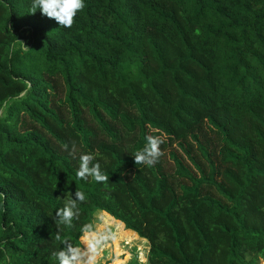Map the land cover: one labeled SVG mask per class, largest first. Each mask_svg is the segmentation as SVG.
Returning a JSON list of instances; mask_svg holds the SVG:
<instances>
[{
	"label": "trees",
	"instance_id": "trees-1",
	"mask_svg": "<svg viewBox=\"0 0 264 264\" xmlns=\"http://www.w3.org/2000/svg\"><path fill=\"white\" fill-rule=\"evenodd\" d=\"M85 4L65 28L0 0V264H59L77 188L74 245L102 212L148 264H261L264 0ZM148 135L163 155L136 164ZM82 153L106 183L77 177Z\"/></svg>",
	"mask_w": 264,
	"mask_h": 264
},
{
	"label": "clouds",
	"instance_id": "clouds-1",
	"mask_svg": "<svg viewBox=\"0 0 264 264\" xmlns=\"http://www.w3.org/2000/svg\"><path fill=\"white\" fill-rule=\"evenodd\" d=\"M86 7L85 0H32L31 13L35 14L37 9L50 19H54L60 27L71 28L74 25L77 14ZM24 44V43H23ZM25 46V45H24ZM28 47L25 46V49ZM146 144L142 150L137 151L134 156L136 164L154 165L159 157L163 155L159 137L148 135ZM77 145L73 141L71 144L70 155L76 156ZM79 167L76 175L79 179L88 181L89 178L97 183H106L109 177L101 170V165L97 161L94 163L95 156L90 153H82L78 157ZM86 201V195L77 188L75 199L71 192L66 193L64 206L55 212L53 220L59 231L55 239L61 241L62 247L54 251L52 255L58 260L59 264H98V258L105 246L108 237L94 230L93 225L85 224L81 228L80 237L84 247L74 245L68 239H62V225L74 227V221L79 220L78 204ZM143 264V262H142Z\"/></svg>",
	"mask_w": 264,
	"mask_h": 264
},
{
	"label": "rangeland",
	"instance_id": "rangeland-1",
	"mask_svg": "<svg viewBox=\"0 0 264 264\" xmlns=\"http://www.w3.org/2000/svg\"><path fill=\"white\" fill-rule=\"evenodd\" d=\"M102 212H96L94 215V230L108 237L105 241V246L98 258V264H148V252H149V242L148 250L145 249V259L142 260V255L139 248L133 245L130 241H124L119 238L117 230L112 227H107L106 229L102 227ZM81 247L84 245L81 242ZM119 261V262H118ZM264 264V261L261 262Z\"/></svg>",
	"mask_w": 264,
	"mask_h": 264
},
{
	"label": "crops",
	"instance_id": "crops-1",
	"mask_svg": "<svg viewBox=\"0 0 264 264\" xmlns=\"http://www.w3.org/2000/svg\"><path fill=\"white\" fill-rule=\"evenodd\" d=\"M144 239V238H143Z\"/></svg>",
	"mask_w": 264,
	"mask_h": 264
}]
</instances>
